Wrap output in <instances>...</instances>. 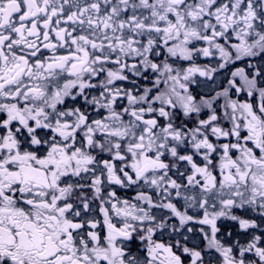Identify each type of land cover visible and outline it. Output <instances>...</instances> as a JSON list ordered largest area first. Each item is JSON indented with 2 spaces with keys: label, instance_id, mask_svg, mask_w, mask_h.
<instances>
[{
  "label": "snow or ice",
  "instance_id": "6c2138e0",
  "mask_svg": "<svg viewBox=\"0 0 264 264\" xmlns=\"http://www.w3.org/2000/svg\"><path fill=\"white\" fill-rule=\"evenodd\" d=\"M0 264H264V0H0Z\"/></svg>",
  "mask_w": 264,
  "mask_h": 264
},
{
  "label": "flooded vegetation",
  "instance_id": "af4514ba",
  "mask_svg": "<svg viewBox=\"0 0 264 264\" xmlns=\"http://www.w3.org/2000/svg\"><path fill=\"white\" fill-rule=\"evenodd\" d=\"M201 89L200 88H194V91H200Z\"/></svg>",
  "mask_w": 264,
  "mask_h": 264
}]
</instances>
